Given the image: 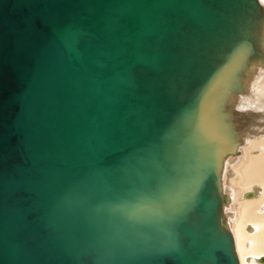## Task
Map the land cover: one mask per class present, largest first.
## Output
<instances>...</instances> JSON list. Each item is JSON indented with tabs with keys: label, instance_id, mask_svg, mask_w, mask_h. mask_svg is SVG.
<instances>
[{
	"label": "water",
	"instance_id": "1",
	"mask_svg": "<svg viewBox=\"0 0 264 264\" xmlns=\"http://www.w3.org/2000/svg\"><path fill=\"white\" fill-rule=\"evenodd\" d=\"M261 67L259 0H0V264H239Z\"/></svg>",
	"mask_w": 264,
	"mask_h": 264
},
{
	"label": "bare ground",
	"instance_id": "2",
	"mask_svg": "<svg viewBox=\"0 0 264 264\" xmlns=\"http://www.w3.org/2000/svg\"><path fill=\"white\" fill-rule=\"evenodd\" d=\"M244 101L241 109L249 128L245 131V143L239 148L240 155L224 163L222 186L230 191V202L224 209L231 212L227 220L239 264H264L259 261L264 257V67L259 68L252 93ZM260 104L262 110L257 109ZM252 108L256 112L250 111ZM249 192L253 195L247 197ZM233 211L238 214L235 219Z\"/></svg>",
	"mask_w": 264,
	"mask_h": 264
},
{
	"label": "rangeland",
	"instance_id": "3",
	"mask_svg": "<svg viewBox=\"0 0 264 264\" xmlns=\"http://www.w3.org/2000/svg\"><path fill=\"white\" fill-rule=\"evenodd\" d=\"M261 2L263 3V0H261ZM264 4V3H263ZM264 103V102H263ZM262 106H261V104L258 106V110H262ZM250 111H254V112H256V108H252V109H250ZM257 113H258V111H257ZM251 137H253V136H250L249 138H251ZM249 140V139H248ZM248 146V141H247V145L245 146V147H247ZM242 157H243V151H242ZM242 187V186H241ZM233 214H234V219L235 218H237L238 217V214H237V212H235V211H233Z\"/></svg>",
	"mask_w": 264,
	"mask_h": 264
}]
</instances>
